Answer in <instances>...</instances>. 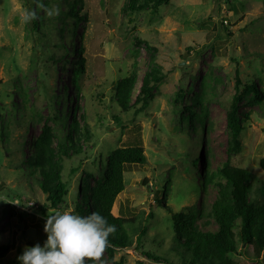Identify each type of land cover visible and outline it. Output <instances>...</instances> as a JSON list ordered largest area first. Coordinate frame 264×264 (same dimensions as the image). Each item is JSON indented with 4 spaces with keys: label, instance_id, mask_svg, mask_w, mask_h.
Segmentation results:
<instances>
[{
    "label": "rangeland",
    "instance_id": "374dc122",
    "mask_svg": "<svg viewBox=\"0 0 264 264\" xmlns=\"http://www.w3.org/2000/svg\"><path fill=\"white\" fill-rule=\"evenodd\" d=\"M39 1L0 0V244L10 247L0 264H19L17 257L26 246H42L48 215L77 214L76 186L85 173L91 174L89 184H94L113 149L135 144L143 147L147 161L125 169L126 185L112 213L142 217L148 238L142 249L134 243L116 248L112 259L104 250L94 261L169 264L146 258L143 251L152 249L171 264H179L168 244L173 233L170 209L180 211L195 203L201 212L198 226L216 228L208 217L216 188L208 184L203 190L198 151L207 152L213 173L227 160L248 169L254 176L251 196L259 198L255 189L256 180L264 181L259 166L264 157V102L239 105L243 129L240 151L235 154L227 150L226 112L237 93L236 78L240 89L251 82L264 89V0H168L155 14L124 12L127 0H81L79 13L84 18L70 26L72 35L67 29L62 39L56 17L61 9L67 10L66 2ZM30 6L36 15L47 16L49 28H31ZM136 37L148 47L136 43ZM56 43H65L66 51ZM61 54L68 63L50 58ZM79 57L85 58L86 67L77 74V87L73 71ZM152 58L165 73L153 99L138 114L136 108L121 111L113 99L115 83L136 68L133 101ZM195 93H204L207 116L202 119L200 107L195 106L192 111L199 117L190 122L184 107ZM72 109L81 130L87 124L89 138L81 140L79 153L63 159L62 178L68 183L65 201L57 208L47 204L42 214L39 207L45 204L46 194L37 185V173L30 175L22 160L32 153V139L43 123L55 129V115L65 124L71 122ZM157 198L163 199L161 205ZM235 259L239 264H256L247 257Z\"/></svg>",
    "mask_w": 264,
    "mask_h": 264
},
{
    "label": "trees",
    "instance_id": "16d2710c",
    "mask_svg": "<svg viewBox=\"0 0 264 264\" xmlns=\"http://www.w3.org/2000/svg\"><path fill=\"white\" fill-rule=\"evenodd\" d=\"M35 1L40 2L39 0ZM64 1L67 4V10L61 9L56 17L59 23L56 30L61 39L64 38L67 29L71 31L69 32L72 35L74 31L70 26H75L84 18L79 13L81 0ZM167 1L127 0L122 10L127 13L150 11L155 14L159 7ZM29 9V25L33 30L40 31L41 28L43 30L49 28L45 24L47 16L36 15L31 6ZM69 18L72 21L67 23ZM135 41L147 46L145 41L137 37ZM55 46H61L66 51L65 43H56ZM81 49L79 53H81ZM150 49L154 50V48ZM50 58L53 62L60 60L65 63L69 62L63 54ZM85 67L86 60L84 57L75 60L73 83L77 87V74H83ZM164 78L165 73L152 58L148 70L143 74L133 101L131 99L137 83L136 68L115 83L113 88L114 102L121 111L128 112L131 108H136L134 113L138 114L149 105L157 91L158 84ZM240 84V80L236 78L237 93L232 97L226 112L227 150L234 154L240 151L239 136L243 129L241 123L243 112L240 111L239 105L242 101L246 106L251 107L264 102V89L258 88L257 84L253 82L244 83L240 89ZM203 94H193L191 104L184 107V110H189L190 122L193 116L197 117L192 111L195 106H199L201 109L202 116L200 117L206 119L207 111L203 106ZM68 112L67 109L66 113ZM73 112L74 109H72V121L66 124L63 123L64 120L58 119L57 115L53 116L52 120L57 125L55 129L44 122L41 131L32 139V153L25 160H22L30 168V175L37 173V181L36 179L35 181L41 191L46 194L45 204L39 207L42 214H45L47 208H57L65 201L68 183L62 178L63 159L72 153H79L82 150L81 140L89 138L87 124H84V129L81 130L82 127H79ZM244 116L248 118L246 113ZM115 119L118 123L120 122L119 116ZM197 158L202 161L203 166V190L208 184H213L216 188V195L210 204L208 213V217L214 221L216 228L214 230H202L198 226L197 219L201 216V212L195 203L180 211L170 209L173 229L168 243L170 252L179 259V264H239L235 259L236 256L247 257L250 262L256 264H264V181L256 180L259 184L255 193L259 198L252 197L254 176L248 169L232 165L227 160L213 173L210 171V163L205 150L198 151ZM146 161V155L140 144L117 147L108 154L105 165L99 170V176L94 184H89L91 174L85 173L81 183L76 186L78 197L75 201V212L77 215L87 216L93 212H99L107 218L109 224L115 226L116 230L108 237V244L104 249L108 253L109 259H112L116 248H130L134 243L136 248L142 249L143 242L148 238V227L144 224L145 220L142 217L127 218L115 216L112 213L115 200L126 185L125 169L130 165H145ZM195 162H197L195 159L191 162L193 167H195ZM259 166L264 171V157L260 158ZM156 202L161 205L163 199L157 198ZM150 217L151 214L148 218ZM152 242H155V239H152ZM249 246L251 248L250 253L247 252ZM9 248L8 244H0V259L5 256ZM143 254L150 260L171 264L165 257L156 255L152 249L143 251ZM86 264L96 263L93 259L86 258ZM113 264H123V261H113Z\"/></svg>",
    "mask_w": 264,
    "mask_h": 264
},
{
    "label": "clouds",
    "instance_id": "9594fccd",
    "mask_svg": "<svg viewBox=\"0 0 264 264\" xmlns=\"http://www.w3.org/2000/svg\"><path fill=\"white\" fill-rule=\"evenodd\" d=\"M115 226L99 212L87 216L71 211L48 215L43 245L26 246L17 257L19 264H86L99 259Z\"/></svg>",
    "mask_w": 264,
    "mask_h": 264
}]
</instances>
